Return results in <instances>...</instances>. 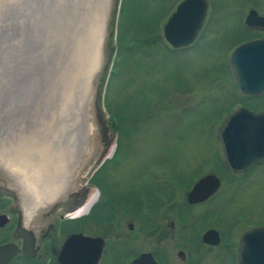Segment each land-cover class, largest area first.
<instances>
[{
    "label": "water",
    "instance_id": "obj_1",
    "mask_svg": "<svg viewBox=\"0 0 264 264\" xmlns=\"http://www.w3.org/2000/svg\"><path fill=\"white\" fill-rule=\"evenodd\" d=\"M182 7L162 30L173 48L196 32L173 27ZM113 12V0H0V194L14 195V235L33 253L41 220L79 208L114 140L107 135L99 74ZM253 13L246 21L264 24ZM228 65L242 93L263 92L264 37L234 46ZM216 136L225 166L245 170L264 159V111L236 108ZM218 183L213 174L200 177L187 200L206 198ZM211 233L203 241L216 243ZM14 252L0 247V261ZM238 253V264H264V226L242 234Z\"/></svg>",
    "mask_w": 264,
    "mask_h": 264
},
{
    "label": "rangeland",
    "instance_id": "obj_2",
    "mask_svg": "<svg viewBox=\"0 0 264 264\" xmlns=\"http://www.w3.org/2000/svg\"><path fill=\"white\" fill-rule=\"evenodd\" d=\"M229 5L235 12L249 7L264 11V0H230ZM164 10L153 0H113L99 74L107 135L113 133L114 140L88 185L99 189L103 197L116 188L129 194L135 187L148 189L153 173L169 167L186 177L189 188L210 168L200 164L218 151L214 135L226 113L238 103L264 108V92L250 98L234 84L226 61L232 46L219 41L182 51L167 45L155 25ZM239 32L236 28L235 41ZM218 174L222 196L232 197L229 202H218L221 222L232 219L239 209L250 223L264 221V167L243 178L229 179L221 167ZM228 182L237 184L234 192ZM140 214L135 211V230ZM116 216L119 230L125 229V218L132 219L126 214ZM195 225L188 229L191 240L201 231ZM140 244L149 245V241Z\"/></svg>",
    "mask_w": 264,
    "mask_h": 264
},
{
    "label": "flooded vegetation",
    "instance_id": "obj_3",
    "mask_svg": "<svg viewBox=\"0 0 264 264\" xmlns=\"http://www.w3.org/2000/svg\"><path fill=\"white\" fill-rule=\"evenodd\" d=\"M153 1L161 3L162 8H165L155 22L161 31L182 3L181 12L176 14L180 21H174L173 27L185 30L183 34L186 35L188 30L196 29L189 42L177 48L172 47L173 50L189 51L199 45L219 44V41L233 48L243 41L264 37V24H255L252 18L246 21L250 12L264 17V11L256 7L235 12V7L229 5L230 0H227V6L221 4L224 0ZM236 28H239L241 36L235 41ZM232 48L226 56L229 73L228 57ZM258 95L246 96L253 98ZM241 106L253 112L264 111V108H254L249 103H238L226 115ZM214 136L218 151L210 160L200 164L204 168L208 164L210 168L203 171L189 188L186 177L178 171L173 172L171 167L161 173H153L148 189L135 187L131 194L116 188L103 197L96 188L97 196L90 202L93 188L88 186L78 209L55 212L41 220L36 253L25 249L22 237L14 235L18 230L14 195L0 194V247L5 250L6 246H10L15 251L9 259L0 261V264H238L242 234L250 228L264 226V221L250 223L251 220L239 209L232 219L221 222L218 202H229L232 197L222 196L224 187L218 173L221 167L228 173L229 179L243 178L264 167V159L245 170H230L223 163L216 133ZM206 174L218 178L217 188L206 198L189 202V189ZM228 184V188L234 192L237 184ZM231 190L229 196L232 195ZM138 209L141 214L136 220L135 230V211ZM116 214L132 216V219L123 220L124 230L118 229ZM207 221L210 223L205 225ZM245 221V224H241ZM240 224L242 229H238ZM192 225L198 226L197 232L201 230L195 234L194 240L188 238V229ZM208 230H213L211 234L217 237L216 243L203 241L202 235ZM145 239L149 245L140 244ZM189 242L192 244L189 245ZM0 256L3 258L5 255Z\"/></svg>",
    "mask_w": 264,
    "mask_h": 264
},
{
    "label": "bare ground",
    "instance_id": "obj_4",
    "mask_svg": "<svg viewBox=\"0 0 264 264\" xmlns=\"http://www.w3.org/2000/svg\"><path fill=\"white\" fill-rule=\"evenodd\" d=\"M96 196H97L96 190L95 189H92L91 192H90V196H89L90 202H91V200L94 201L93 199L96 198ZM85 207H86V204H85Z\"/></svg>",
    "mask_w": 264,
    "mask_h": 264
}]
</instances>
